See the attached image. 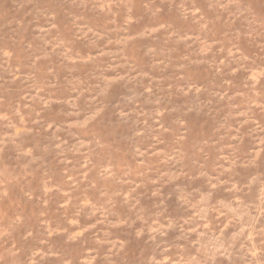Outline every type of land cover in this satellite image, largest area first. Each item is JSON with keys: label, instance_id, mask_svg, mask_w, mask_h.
<instances>
[{"label": "rangeland", "instance_id": "obj_1", "mask_svg": "<svg viewBox=\"0 0 264 264\" xmlns=\"http://www.w3.org/2000/svg\"><path fill=\"white\" fill-rule=\"evenodd\" d=\"M0 264H264V0H0Z\"/></svg>", "mask_w": 264, "mask_h": 264}]
</instances>
